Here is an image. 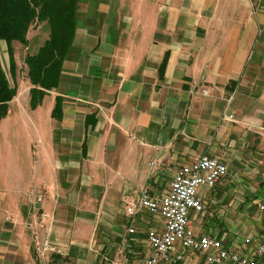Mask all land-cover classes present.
<instances>
[{
	"label": "crops",
	"instance_id": "0c3cea01",
	"mask_svg": "<svg viewBox=\"0 0 264 264\" xmlns=\"http://www.w3.org/2000/svg\"><path fill=\"white\" fill-rule=\"evenodd\" d=\"M79 13L58 85L35 107L24 58L47 39V25L30 28L26 46L12 42L14 75L0 39L16 87L0 119V264L150 255L144 231L157 221L146 212L122 246L126 204L143 185L165 191L175 170L202 154L228 173L199 189L194 231L231 249L262 239L264 0H82ZM45 238L42 260L36 243Z\"/></svg>",
	"mask_w": 264,
	"mask_h": 264
},
{
	"label": "built area",
	"instance_id": "2783aa9c",
	"mask_svg": "<svg viewBox=\"0 0 264 264\" xmlns=\"http://www.w3.org/2000/svg\"><path fill=\"white\" fill-rule=\"evenodd\" d=\"M200 93L205 95L207 90L202 88ZM227 173L225 162L202 154L193 162L179 166L165 191L152 193L147 187H141L137 198L125 206L130 225L122 246H131V240L137 235L135 217L146 212L157 221L144 231L152 252L140 259L105 260L111 264H259L264 257V237L254 242L247 236L239 248L231 249L217 236L198 234L191 226L190 211L204 210L199 189L213 188ZM257 208L264 217V198ZM36 250L42 260H47L51 251L48 238L37 241Z\"/></svg>",
	"mask_w": 264,
	"mask_h": 264
},
{
	"label": "trees",
	"instance_id": "16d2710c",
	"mask_svg": "<svg viewBox=\"0 0 264 264\" xmlns=\"http://www.w3.org/2000/svg\"><path fill=\"white\" fill-rule=\"evenodd\" d=\"M82 0H0V39L8 45L10 73L16 72L13 41L28 44V30L44 22L48 37L33 54H27L24 63L30 88V107H35L47 93L58 85L63 62L72 50L74 35L79 23V3ZM164 60L161 64L163 67ZM0 62V119L6 115L7 104L15 96ZM59 101L52 114L59 117Z\"/></svg>",
	"mask_w": 264,
	"mask_h": 264
},
{
	"label": "rangeland",
	"instance_id": "374dc122",
	"mask_svg": "<svg viewBox=\"0 0 264 264\" xmlns=\"http://www.w3.org/2000/svg\"><path fill=\"white\" fill-rule=\"evenodd\" d=\"M37 26V25H36ZM36 26H34V27H32L33 29H35L36 28ZM4 59H5V57H4ZM6 68V72H7V76H8V70H7V67H5ZM234 180H236V179H234ZM142 187H147L146 185H143ZM148 188V187H147ZM206 196V195H205ZM137 197H135L134 199H136ZM190 213H193V211H190ZM232 216H234V215H232ZM193 217H194V219H196L197 217H198V214H193ZM238 217V216H237ZM128 218V217H127ZM240 218V217H239ZM127 220H129V218L127 219ZM127 228V227H126ZM207 229V228H206ZM242 233V232H241ZM245 234H247V231L245 232ZM253 241L255 242V241H257V239H254L253 238ZM253 244V242L250 244V245H252Z\"/></svg>",
	"mask_w": 264,
	"mask_h": 264
}]
</instances>
